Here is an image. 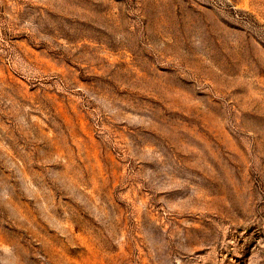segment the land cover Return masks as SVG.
I'll return each instance as SVG.
<instances>
[{
	"label": "rangeland",
	"instance_id": "374dc122",
	"mask_svg": "<svg viewBox=\"0 0 264 264\" xmlns=\"http://www.w3.org/2000/svg\"><path fill=\"white\" fill-rule=\"evenodd\" d=\"M0 264H264V0H0Z\"/></svg>",
	"mask_w": 264,
	"mask_h": 264
}]
</instances>
